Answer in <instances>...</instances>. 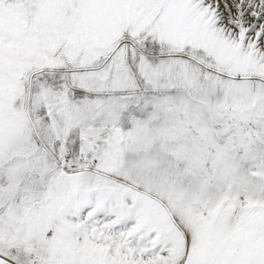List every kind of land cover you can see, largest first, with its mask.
<instances>
[{
    "label": "snow or ice",
    "instance_id": "6c2138e0",
    "mask_svg": "<svg viewBox=\"0 0 264 264\" xmlns=\"http://www.w3.org/2000/svg\"><path fill=\"white\" fill-rule=\"evenodd\" d=\"M0 264H264V0H0Z\"/></svg>",
    "mask_w": 264,
    "mask_h": 264
}]
</instances>
